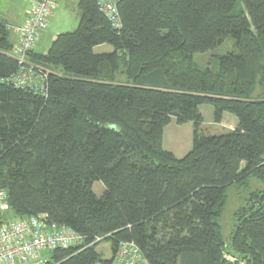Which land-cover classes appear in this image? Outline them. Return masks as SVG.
Listing matches in <instances>:
<instances>
[{
  "label": "trees",
  "instance_id": "obj_1",
  "mask_svg": "<svg viewBox=\"0 0 264 264\" xmlns=\"http://www.w3.org/2000/svg\"><path fill=\"white\" fill-rule=\"evenodd\" d=\"M76 8L74 31L27 54L48 70L44 95L8 81L19 65L0 20L4 218L40 216L81 238L47 264H113L122 243L144 264H264V189L235 211L227 242L218 223L231 185L264 182V0H117L116 24L100 0ZM227 38L232 52L195 65ZM101 45L113 52L96 54ZM202 105L216 124L235 116L236 127L203 135ZM172 119L192 125L180 159L162 146Z\"/></svg>",
  "mask_w": 264,
  "mask_h": 264
},
{
  "label": "built area",
  "instance_id": "obj_2",
  "mask_svg": "<svg viewBox=\"0 0 264 264\" xmlns=\"http://www.w3.org/2000/svg\"><path fill=\"white\" fill-rule=\"evenodd\" d=\"M56 0H35L27 12L23 25L17 29V39L10 56L16 60L19 70L8 81L16 88L34 93H46L48 70L28 62L27 54L35 49L36 42L48 27L55 10ZM117 0H100L105 15L118 23ZM9 211L6 194L0 191V264H47L48 254L80 243V237L66 228L47 225L38 217L23 220L5 219ZM113 264H144L137 247L122 243L113 255Z\"/></svg>",
  "mask_w": 264,
  "mask_h": 264
},
{
  "label": "rangeland",
  "instance_id": "obj_3",
  "mask_svg": "<svg viewBox=\"0 0 264 264\" xmlns=\"http://www.w3.org/2000/svg\"><path fill=\"white\" fill-rule=\"evenodd\" d=\"M0 1L1 8L4 10L11 7L13 4L17 9H19V7L24 8L23 4L27 3L29 0ZM76 3L77 0H59L55 2V10L48 21L49 26L46 28L43 37H41V34L38 39L39 41L42 38L41 41L39 43L38 41L36 42V45L38 43L37 46L35 45L36 52L46 53L56 35L72 32L76 29L79 21ZM233 49V40L231 38H227L215 50L204 54H195L193 56V61L197 67L205 68L212 65V61H215L216 63L217 57L230 53ZM94 52L96 54L111 53L113 52V48L108 45H101L96 47ZM120 79L122 80L124 77H120L119 80ZM121 80L120 82H122ZM260 91L261 88L259 86L254 94L255 98ZM199 112L203 118V125L201 127L203 135H222L233 130L237 125V119L229 113H225L223 115V120L220 124L214 123L213 110L209 105L200 106ZM162 146L163 150L173 153L176 158H183L192 148V125L186 124L180 126L176 124L174 119H172L163 131ZM263 189L264 182H260L250 176L245 178L241 185H231L227 189L226 206L220 220L218 221L223 241L227 242L230 237L234 223L233 214L235 211L245 204V201L250 193L261 191ZM92 190L97 197H100L104 191V187L100 182H95ZM96 251L101 254L104 260H110L112 258V252L108 242H101L97 246Z\"/></svg>",
  "mask_w": 264,
  "mask_h": 264
},
{
  "label": "crops",
  "instance_id": "obj_4",
  "mask_svg": "<svg viewBox=\"0 0 264 264\" xmlns=\"http://www.w3.org/2000/svg\"><path fill=\"white\" fill-rule=\"evenodd\" d=\"M35 0H29L27 3H24V8L19 7V9L15 8L14 4L7 8H1V1H0V20L5 21L7 23L9 32H10V41L15 43L17 39V29L23 25L27 18V12L30 10L31 5ZM59 1V0H58ZM49 26V25H48ZM45 31L42 33L44 35ZM42 39V38H41ZM38 41V43L41 41ZM37 43V45H38ZM36 45V46H37ZM36 52V49H34ZM45 54V53H41ZM223 120V118H222ZM222 122V121H221Z\"/></svg>",
  "mask_w": 264,
  "mask_h": 264
}]
</instances>
